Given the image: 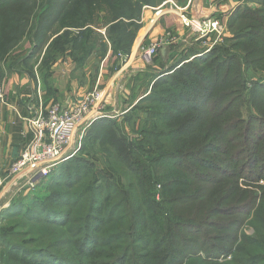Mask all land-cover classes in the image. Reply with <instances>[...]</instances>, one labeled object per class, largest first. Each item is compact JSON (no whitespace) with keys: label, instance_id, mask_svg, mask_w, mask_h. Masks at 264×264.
Wrapping results in <instances>:
<instances>
[{"label":"rangeland","instance_id":"1","mask_svg":"<svg viewBox=\"0 0 264 264\" xmlns=\"http://www.w3.org/2000/svg\"><path fill=\"white\" fill-rule=\"evenodd\" d=\"M193 1L152 0L151 5H148L146 1L142 3V8L136 18L135 12L138 9L135 11L132 9L139 5V0H126L125 2L121 0H115V2L85 0L86 7L83 15L87 20H91L92 25L90 27L101 35L104 44H100V41L96 38L93 41L94 47H92L91 42L90 48L87 49L84 46L77 56H73L69 45L56 48L55 44L51 43L61 25L75 24V21L66 15L71 12L70 8L73 7L76 0H26V2L21 1L20 5L22 6L11 8L14 11L13 13L24 15L28 19L25 26L26 34L23 36L21 43L11 50L7 56L4 55L3 58H0V87L4 91L6 100V106L3 110L9 107L8 94L12 95L13 90L7 89L8 79L14 74L21 77L22 72H24L29 78L39 77L41 84H43V90L46 89L47 96L53 98L50 105L55 103L62 105L63 103L56 99L58 91L55 89H60L56 83L65 82L64 78L66 76H63L61 72L66 67L64 64L69 66L71 63L73 65L74 69L70 73V79L76 83L78 82L79 87H83L86 82L84 81L85 74L80 77V70L86 67L85 69L90 72L91 78L93 73L98 71L99 65L108 52L115 57V61L119 60L120 63H118L122 65L128 61L131 50H137L143 67L142 70H136V73L135 71L131 72L130 77L126 74V78L118 85L119 87L117 86L118 89L115 95L114 90H112V88H116L115 85L109 87L111 90L108 89V93L105 90L103 91L106 116L101 117L100 120H107L108 122L94 124L96 123L94 120L84 130L78 132L76 137L78 150L75 154V161L68 162L61 171L52 173L50 179H46V182L33 193H28L25 197L24 195L18 197L16 204L23 207L22 213L19 209L3 217L2 214L5 215L12 206V197L19 193L17 192V185H15L14 194L9 198L10 203L0 209V264H19L16 261V256L9 254L8 250H11L9 245L24 246L30 244L28 248H34L39 243H51L60 239L74 240L72 232L79 226V223H76L74 227L70 226L63 230L62 235L60 230L55 229L53 235L46 234V237L40 238L44 235L42 234L44 231L53 230L38 226V228L35 226L30 227L31 224L26 219H22V215L29 218L34 213L42 210L39 205L48 204L47 198L53 197L59 191L56 183L60 181L70 183V181H73L74 179L69 180L67 175L76 172L78 169L77 162L85 163L81 165L83 170L86 169L87 163L101 168L106 165L114 166V163L109 164L105 151H101L102 146L97 142L98 137H106V133L112 132L114 137L123 140H120L121 142L125 141L131 147H136L139 142L149 140L151 133L156 132L157 135L161 136L162 131H170L183 125V121L186 120L187 122L188 120L189 122L198 117L200 119L194 120L197 122H194L193 128L189 129L186 124L183 125L181 135L165 140L159 139V144L145 146L143 151L146 152L143 155V160H159L163 153L158 147L174 154L169 149L175 141H179L182 145H196L199 148L202 141L208 143L210 140L221 139L220 147L227 149L229 153L220 156L219 159H224L227 161V166L232 167L229 171L230 178L226 182H219L218 180L216 183L208 182L204 184L206 189L203 190L201 204L204 209H207V206L222 205L225 208L238 205L235 211L237 209L247 210L237 216L241 220L234 225V228H238L237 240L233 243L219 245L220 242L215 240L216 235L228 232L212 230V227L208 230L204 228L200 234H197L196 230H192L190 239L195 237L197 244L200 240H204L206 246L203 251L197 252V256L189 254L186 260H182L181 264H201L198 262L197 257L214 259L217 264H250V262L264 264V124L257 123L258 120L264 121V89L256 88L264 84V32L238 40V37H241L240 34L250 32L248 30L250 29L249 26L255 29H264V20H262L264 18V0H213L209 4L206 3L203 7L205 12L211 11L215 6L218 8L217 14L212 19L217 22L216 30L200 33L195 30L193 25L186 26L183 19L188 30L180 38H177L171 31H165L157 38L150 40L147 39L149 32L144 35V31H141L145 22H147L145 27L150 25L152 31L162 15L160 11H164L165 8L183 7L188 4L190 7ZM150 12H159L157 16H152V24L150 18L147 17V15H151ZM10 13L12 11L8 12V14ZM142 15L144 17L143 24L141 21ZM185 16L187 15L185 14ZM188 18L185 19L192 20V18ZM257 18L260 22L255 20ZM115 19L118 20L114 23L123 22L126 24L125 29L126 32L128 31V33H125L126 40L129 42L133 37L132 44L129 45L128 49H124L117 54L112 53L111 45L107 39L108 36L105 37L106 28L114 24L109 22ZM242 24L246 25V28H243L244 30L240 28ZM80 30L82 29H72L70 31L74 36H78ZM114 39L118 38L115 37ZM158 41L162 42V48H165L164 54L162 55L160 50L149 62H145L141 58V49L147 48L152 43H158ZM61 44L60 42V46ZM106 44L107 49L105 50ZM214 52L216 53L211 56ZM85 53L89 55L84 60L75 61L78 56ZM119 54L123 56V61L119 59ZM209 57H214L212 62L200 65L201 60L205 61ZM197 58L201 60L196 61ZM183 59L186 62L191 61L190 66L198 70V78L190 80L191 82L181 79L178 74L169 76L171 67L177 61ZM219 61L225 63L220 69L221 74L215 67L219 64ZM115 63H113V66ZM55 71H59V76H56ZM35 74H38V76L35 77ZM203 76V81L206 83H202L201 78ZM180 81L184 83L179 84ZM69 82L70 80L67 83ZM172 84H178V89H185L184 91L194 88L197 95L198 92L201 93V88H204L206 93L212 95L211 101L214 105L209 112H205L209 104H196L198 111L186 110L185 116L169 122L157 123L162 115H169L174 112L173 110H162V102L171 96V94L166 93L174 91ZM103 88L104 86L98 90L102 92ZM87 94L83 95L78 102ZM150 97L153 98V102L149 101ZM189 97L191 100V94H188ZM177 105L181 106L183 104L176 97L172 100V106ZM31 107L35 106H29L28 108L31 114L30 118L35 117L37 112L48 109V107L44 108L42 105L35 108ZM186 108L188 107L186 106L184 109ZM15 113L18 115L17 111ZM249 139L252 143L249 142ZM151 146L155 149L152 154H149L147 151ZM249 147H251V152L255 151L253 165H250L249 156L247 155ZM242 153L244 154L239 156ZM3 154L6 153L3 152ZM203 157L210 158L211 156L205 154ZM216 157L218 156L216 155ZM9 162L8 158H2V167L6 170L3 175L4 189L12 178L8 176L12 161ZM139 163L146 167L145 169L149 174L152 172V175L155 174L160 177V184L155 185L153 190V198L156 203L161 204L166 210L172 209L171 211L175 212L174 219H202L196 218L193 215L194 213L190 211L196 204L189 210L191 204L184 205L173 202L172 208V203L168 204L169 206L164 205V203L171 200L175 201L174 199L177 197L189 194L192 192L191 189L196 188V186H203L197 183L196 175L192 174V171L198 173L202 170L198 161L194 159L186 160L180 162V165H176L172 161L165 163L164 160H159L157 165L146 162ZM194 183L197 184L193 187ZM111 184L114 185L115 183ZM165 184L168 185L167 188L164 187ZM77 188L78 186L73 188L75 189L74 193H79L83 186ZM68 192L69 189L64 188L61 193L68 194ZM71 196L73 194L64 199L65 203H70V205L61 207L60 211L73 210L77 214L78 209L74 206L75 196ZM2 197L4 196L2 195ZM232 217L236 218L235 216ZM68 221L70 224L72 218H68ZM194 226L199 228L201 225L194 222ZM27 231H31L30 236H28ZM153 237L156 239V236ZM32 241H37V243L35 245L31 244ZM118 243L117 241L109 245L111 247L109 256L121 252ZM214 246L226 247L227 250L222 254H218L213 248ZM166 252H169V250H166ZM96 256V261L102 259L98 254ZM134 258L130 254L126 264H131ZM188 258L189 260H187ZM232 259L234 260L233 263Z\"/></svg>","mask_w":264,"mask_h":264},{"label":"trees","instance_id":"2","mask_svg":"<svg viewBox=\"0 0 264 264\" xmlns=\"http://www.w3.org/2000/svg\"><path fill=\"white\" fill-rule=\"evenodd\" d=\"M21 1L26 2V0H0V58H3L4 55L7 56L11 50L18 46L23 36L26 34L25 26L28 17L13 13L14 11L11 9L22 6L20 5ZM109 1L115 2V0ZM121 1L125 2L126 0ZM146 1L148 5H151L152 0H139V5L133 7V11L138 9V11L135 12L136 18L142 8V3ZM85 7V0H76V2L73 3V7L70 8L71 12L66 16L74 20L75 24L61 25L51 42L55 44L56 48H63V45H69L73 56H77L84 46H86L87 49L90 48L91 42L92 47H94L93 41L96 38H98L100 44H104V39L101 35L90 27L92 25L91 20H87L83 15ZM9 11H12V13L8 14ZM118 19L109 23L112 24ZM255 20L260 22L259 18ZM262 20H264V18ZM125 25V23L119 22L106 28L105 37L108 36L107 39L111 45V51L114 54L128 49L129 45L132 44L131 41L133 37L129 42L126 40L125 33H128V31L126 32ZM134 26L137 27L135 24ZM240 28L245 29L246 25L242 24ZM249 28L248 30H250V32L240 34L239 36L241 37H238V40L244 37L249 38L253 34L259 35L261 32H264V29H255L251 26H249ZM72 29L82 30L78 32V36H74L70 31ZM62 30L63 32H61ZM115 37L118 39H114ZM115 40L117 41L115 42ZM60 42L62 43L61 46ZM106 47L107 44L105 45V50L107 49ZM215 53L216 52L212 53L211 56ZM88 55L89 54L85 53L82 56H78L75 61L79 62L84 60ZM213 58L214 57H209L205 61L199 58L195 60H201L199 62L201 63L200 65H206L212 62ZM190 62L191 61L186 62L185 59L177 61L169 70V76L178 74L181 79H185L188 82H191L190 80L192 79L195 80V78H198V70L192 68ZM224 64L225 63L219 61V64L215 65L218 72ZM203 79L204 76L201 78L202 83H206ZM182 83L184 82L180 81L179 84ZM172 87L174 91H168L170 93H166L171 94V96L162 102V110H173L174 112L169 115H162L157 123L163 121L169 122L178 117L185 116L186 110L198 111L196 109V104H209L205 112H209L214 105L211 101L212 95L206 93L204 88H201V93L198 92L197 95L194 88H189L187 91H184L185 89H178V84H172ZM256 88L264 89V84ZM188 94H191V100L190 97L188 98ZM176 97L183 105L174 106L175 109L172 106V100L176 99ZM149 101L153 102V98L150 97ZM186 106L188 108L184 109ZM197 119H200V117ZM197 119L193 118L189 122L185 120L183 123L191 129L197 122L194 120ZM98 120H100V118L96 119L94 121L96 123L94 124L108 122L107 120ZM257 123L264 124V121L258 120ZM183 125L171 129L170 131H162L160 134L161 136L157 135L156 132L151 133L149 136L150 141L146 140V142H139L136 147H131L128 145L129 143L127 144L125 141L121 142L123 140L120 139V141L109 131V133H106V137H98L97 142L102 146L101 151H105L109 164L114 163V166L106 165L101 168L97 165L87 163L86 169L83 170L81 169V165L85 163L76 161L78 169L75 173H68L67 175L69 180H71V178L74 180L70 181V183L62 181L56 183V187L59 191L56 192L53 197L47 198L48 204L39 205L42 210L38 211V213H34L29 218L22 215V219H26V221L31 224L30 227L38 226L53 230L44 231L42 233L44 235L40 238L46 237V234L53 235L55 229L60 230L62 235L63 230L70 226L74 227L76 223H79V226L72 232L74 240L60 239L51 243H39L38 245H35L37 241H32L31 244L37 246L34 248H28L30 244L24 246L9 245L11 249L8 250L9 254L16 256V261L19 264H126L130 254L135 257L131 264H181L182 260H186L189 254L197 256V252L203 251L206 246L204 240L198 242V247L195 241L196 238L193 237L190 239L192 230H196L197 234H200L204 228L208 230V228L212 227V230L215 229L220 232H228L215 236V240L220 242L219 245L236 241L238 227L234 228V225L241 220L237 218V216L246 212L245 210L247 209H237V211H235L238 205H231L225 208L222 207V205L214 207L207 206V209H204L201 204L203 190L206 189L204 184L208 182L216 183L218 180L219 182H226L230 178L229 171L232 167L229 165L227 166V161L224 159H219L220 156L228 155L229 153L227 149H222L220 147L221 139L215 141L210 140L208 143L202 141L199 148L196 145H182L179 141H175L174 145L169 149L174 154H170L165 149L157 146L163 153H161L162 155L159 157V160H164L165 163L172 161L174 164L180 165L182 161L194 159L201 165L202 170L198 173H193L192 171V174L196 175L197 183L203 186L197 187V183H194L193 187L196 186V188H192V192L185 196L175 198V201L171 200L170 202H166L164 205L169 206L168 204L172 203V208L173 202L184 205L191 204L188 208L189 210L196 204L190 211L194 213L193 215H195L196 218L202 219H174L175 212L171 211L172 209L166 210L161 204L154 201L153 190L155 185L160 184V177L155 174L152 175V172L149 174L145 169L146 167L142 166L139 162L157 165L159 160L154 161L149 159L144 161L143 155L146 151H143V148L148 145L159 144V139L165 140L166 138L181 135V133H183V131H181ZM252 127L253 125L251 128ZM249 142L252 143L250 139ZM154 149L155 147L151 146L147 152L152 154ZM250 150L251 147L247 150V155L249 156L250 165H253L255 151L251 152ZM205 154L211 157H203ZM243 154L244 153L239 156ZM216 155L218 157H216ZM75 159L76 156L74 155L58 164L46 178L38 183L35 189H23L19 191V193L14 195L11 199V208L7 210L5 215L2 211V216L5 217L12 211L19 209H21L20 213H22L23 207H21L20 204H16V199L22 195L25 197L28 193H33L35 190L39 189L46 182V179H50L52 173L59 170L61 171L68 162L75 161ZM111 183L115 184L113 185ZM75 186H78V188L83 186V188L79 193H74L75 189L73 188ZM164 187L167 188L168 185L165 184ZM64 188L69 189L68 194L61 193ZM70 194L75 196L74 206L78 209L77 214L74 213L73 210H67L65 212L60 211L61 207L70 205V203H65L66 201H64ZM5 211L4 209V212ZM68 218H72L70 224ZM194 222H198L201 226L199 228L195 227ZM27 234L30 236L31 231H27ZM153 236H156V239H154ZM117 241L119 242L118 244L121 252L109 256L111 249L109 245ZM213 248H215L218 254H222V252L227 250L226 247L214 246ZM166 250H169V252H166ZM15 252L18 253V255H16ZM97 254L102 258L99 261L95 260ZM17 256L20 257L18 258ZM106 257L108 258L104 259ZM187 260H189V258ZM197 260L201 264H217L214 259L197 257ZM233 262L234 260L232 259V263ZM250 264L253 263L250 262Z\"/></svg>","mask_w":264,"mask_h":264},{"label":"crops","instance_id":"3","mask_svg":"<svg viewBox=\"0 0 264 264\" xmlns=\"http://www.w3.org/2000/svg\"><path fill=\"white\" fill-rule=\"evenodd\" d=\"M201 1L203 2L202 10L205 12L203 8L204 5H206V3L209 4L213 0ZM150 13L151 15H147V17L150 18V23L152 24V16H157L159 12ZM161 13L162 15L158 20V24L152 31L150 25L145 27L147 22H145V24L142 26L141 31H144V35L149 32L147 39H155L165 31H171L177 38L182 37L185 32H187L188 28H186L184 25L183 19L186 20L185 18L188 17L191 19V10L189 4L183 7L173 6L170 8H165L164 11H160V14ZM185 14L188 17L185 16ZM141 21L143 24V15ZM118 62L120 63L119 60L115 61V57L110 55V52H108L104 60L99 65L98 71L94 72L91 78L90 72L85 69L86 67L81 69L80 77L85 74L84 81H86L83 87H79L78 82L76 83L74 80L70 79V73L74 69L73 65L71 63V66L64 64L66 67H64V70H61V72L63 76H66V78H64L65 82L61 81L60 83H56V85L60 88L55 89L58 91L56 93V99L61 101L63 106H69L78 102V100L82 98L83 95L87 94L86 92L88 91H92L96 88L101 89V87L104 86L102 93H104V90L108 93V91L111 90L109 87L114 85L116 88H112V90H114L115 95L119 87L118 85L122 83L124 78H126V74H128V77H130L131 72L135 71L136 73V70H142L143 67L142 62H140L138 57V51L134 49L131 50L130 57L125 64L120 65ZM113 63H115L114 66ZM58 72L59 71H55L56 76H59ZM15 75L16 74L12 75L11 77ZM21 75V77L15 76L12 79L11 77L8 79L7 89L13 90V93L12 95L8 94L9 107L5 108L2 115L0 116V174L2 176L6 171L2 167V158H8L10 161L9 163H11L13 159L19 156L21 151L26 147L31 139V132L28 129L26 121V119L31 117V114L28 111L29 106L37 107L42 105L44 108H47L53 100L52 97L49 95L47 96L46 89L43 90V84H41L39 77L33 79L29 78V76L25 75L24 72H22ZM36 76H38V74H35V77ZM68 80H70L69 83H67ZM107 98L108 97L106 96V99ZM14 110L17 111L18 115ZM3 152L6 154H3ZM17 181L19 183L18 177H13L6 185V188H3L2 195L4 198L11 197V194L14 193L13 189L15 188L14 186Z\"/></svg>","mask_w":264,"mask_h":264},{"label":"built area","instance_id":"4","mask_svg":"<svg viewBox=\"0 0 264 264\" xmlns=\"http://www.w3.org/2000/svg\"><path fill=\"white\" fill-rule=\"evenodd\" d=\"M184 21L188 27L193 25L191 21ZM193 26L197 32L204 33L216 30L217 22L210 20L202 26ZM162 47V42L158 41L147 48H142L141 58L149 62ZM118 57L123 61L121 54ZM104 104L106 103L103 93L96 88L79 102L69 106L52 104L46 111H39L35 117L26 120L31 139L19 156L12 161L8 171V176L19 179V183L17 181L15 184L17 192L35 189L54 167L76 154L78 132L84 130L94 120L106 116ZM5 106L4 91L0 87V116ZM3 183L4 179L0 174V209L10 203V197H2Z\"/></svg>","mask_w":264,"mask_h":264},{"label":"water","instance_id":"5","mask_svg":"<svg viewBox=\"0 0 264 264\" xmlns=\"http://www.w3.org/2000/svg\"><path fill=\"white\" fill-rule=\"evenodd\" d=\"M190 10L192 18L191 22L193 23V25L199 27L214 19L213 17L217 14L218 8L217 6H215L211 11L203 12L201 0H194L191 3ZM160 52L163 55L165 52V48H162Z\"/></svg>","mask_w":264,"mask_h":264}]
</instances>
